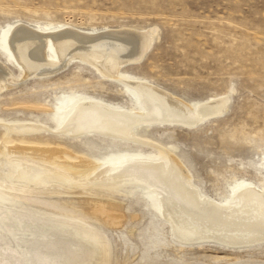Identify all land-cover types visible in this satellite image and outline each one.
Returning a JSON list of instances; mask_svg holds the SVG:
<instances>
[{
	"label": "rangeland",
	"instance_id": "rangeland-1",
	"mask_svg": "<svg viewBox=\"0 0 264 264\" xmlns=\"http://www.w3.org/2000/svg\"><path fill=\"white\" fill-rule=\"evenodd\" d=\"M18 23L82 30L154 29L157 39L145 58L121 71L188 104L225 96L229 104L227 113L202 126L135 128L138 137L160 151L99 134L64 138L57 131L76 98L140 109L133 90L77 62L52 77L21 80L0 93V144L6 140L7 146L54 147L67 152V161L84 158L96 163L155 155L165 159V149H171L193 184L215 202L237 203L232 197L245 182L264 190V0H0V60L21 76L4 42L5 32ZM28 123L45 130H7ZM1 160V170L8 173L13 161L7 155ZM64 185L69 193L53 200L87 213L105 205L91 224L107 242L106 264H264V242L240 249L216 242L180 243L160 211L158 195L143 187L111 191ZM6 213L0 211V217ZM113 221L118 225H111ZM49 226L21 215L0 221V234L7 236L6 242L0 241V264H62L63 252L44 256L37 248L16 246L19 238L39 237Z\"/></svg>",
	"mask_w": 264,
	"mask_h": 264
},
{
	"label": "bare ground",
	"instance_id": "bare-ground-1",
	"mask_svg": "<svg viewBox=\"0 0 264 264\" xmlns=\"http://www.w3.org/2000/svg\"><path fill=\"white\" fill-rule=\"evenodd\" d=\"M157 35L154 29L82 30L62 24L54 27L18 23L5 32L4 42L22 75L13 74L0 60V93L21 80L49 78L72 63L87 64L100 77L133 90L140 109L134 111L96 99L76 98L58 134L64 138L99 134L160 151L157 145L138 137L135 128L202 126L227 113L229 98L188 104L146 79L122 72V68L145 58ZM43 129L41 125L29 123L7 126L13 134H34ZM5 141L0 144V211L7 215L1 216L0 221L21 215L51 223L39 237L19 238L18 248H37L44 256L63 252L62 264L107 263V242L91 224L96 221V212L105 211V205H95V210L87 213L72 203L53 200L52 196L69 193L64 184L111 191L133 186L156 193L160 211L170 223L171 234L185 245L216 242L234 249L264 242V190L245 182L232 197L237 203L215 202L193 184L190 174L171 149H165V159L155 155L118 163H96L84 158L70 162L64 158L67 153L64 149L7 146ZM4 155L14 164L8 173L1 170ZM110 224L118 225L115 221ZM6 239V235L0 234L1 242ZM71 240L76 241L78 247L73 248L75 244H69Z\"/></svg>",
	"mask_w": 264,
	"mask_h": 264
}]
</instances>
